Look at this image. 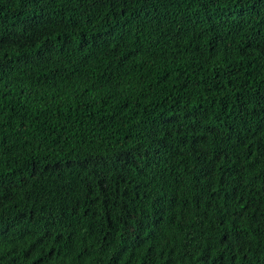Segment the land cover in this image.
Wrapping results in <instances>:
<instances>
[{"label":"trees","instance_id":"trees-1","mask_svg":"<svg viewBox=\"0 0 264 264\" xmlns=\"http://www.w3.org/2000/svg\"><path fill=\"white\" fill-rule=\"evenodd\" d=\"M0 264H264V0H0Z\"/></svg>","mask_w":264,"mask_h":264}]
</instances>
